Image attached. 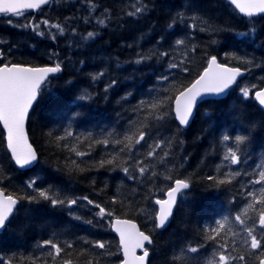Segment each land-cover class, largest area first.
I'll list each match as a JSON object with an SVG mask.
<instances>
[{"label": "trees", "instance_id": "trees-1", "mask_svg": "<svg viewBox=\"0 0 264 264\" xmlns=\"http://www.w3.org/2000/svg\"><path fill=\"white\" fill-rule=\"evenodd\" d=\"M137 8L142 11L130 15ZM56 24L63 33L51 27ZM0 53V65L63 68L42 87L30 114L28 131L39 154L34 167L17 168L0 124V187L20 199L0 233L2 264H120L114 217L133 219L152 236L148 264H218L220 254L230 264L264 258V248L245 243L243 230L254 228L264 242L258 227L264 206L248 195L258 201L264 187L251 183L264 171V109L253 96L264 86V15L241 16L227 0H54L38 13L0 15ZM212 56L249 74L228 96L204 100L184 129L174 118V97ZM237 135L245 139L237 143ZM229 148L238 165L224 159ZM177 179L189 187L170 225L159 230L155 201ZM30 181L54 198L79 203L69 209L39 197L30 201L37 195ZM95 205L111 217L101 218ZM216 221L225 224L219 236ZM46 240L61 248L59 255L41 246Z\"/></svg>", "mask_w": 264, "mask_h": 264}, {"label": "snow or ice", "instance_id": "snow-or-ice-1", "mask_svg": "<svg viewBox=\"0 0 264 264\" xmlns=\"http://www.w3.org/2000/svg\"><path fill=\"white\" fill-rule=\"evenodd\" d=\"M240 13L246 16H254L256 14H264V0H230ZM48 3V0H0V14H12L16 17L24 15V10L39 9L42 5ZM141 8H137L134 13L130 15H136L141 12ZM104 20H100V24H104ZM11 23V21H9ZM45 24L48 22L45 21ZM27 26V25H26ZM35 27V26H33ZM60 33L64 32L59 24L51 25ZM42 34V33H41ZM88 37H93L94 33L89 32ZM53 39L55 37L53 36ZM177 44H182L183 41L177 40ZM164 55H167L164 53ZM2 56V53H0ZM144 57L141 56V60ZM139 62V61H138ZM170 67L176 68L177 64H172ZM187 69H185L186 71ZM61 71L60 63H56L54 66H45L33 68L30 66H23L19 64H3L0 66V122H2L4 129L7 130V148L10 150V156L14 163L21 168L32 166L38 159L36 152L32 149L31 145L27 141L25 135L24 125L25 120L28 115L29 109L33 106L34 102L38 99V94L40 93L42 86L45 84L46 78L49 74H55ZM242 74L240 68H229L225 65L219 64L217 58L212 56L208 60V65L204 69L202 75L199 76L190 87L185 88L180 91L177 96L174 97V118L178 121L179 125L186 126L194 111V107L200 102L206 94L223 95L227 92L231 86L236 82L238 76ZM164 79H167L165 77ZM115 81H113V84ZM255 87V86H253ZM241 93L244 97H249L250 89L245 87L242 88ZM255 98L259 101L261 105H264V88L255 92ZM153 108L157 107L156 104L151 105ZM72 135V133H68ZM145 138V134L142 132L139 139L136 141L137 144L140 143ZM129 141L131 137H128ZM223 139L227 141L228 136H224ZM245 139L242 135H237L235 141L237 143ZM103 143L107 144L108 141L105 140ZM119 143V142H118ZM161 145L157 144L156 148H160ZM77 155L83 156L85 153H77ZM153 155L152 152L149 156ZM226 161L230 162V165H238L240 158L237 156L236 152L231 148L228 149V155L224 157ZM107 163H112V161H107ZM125 172L129 169L125 168ZM146 168L140 167L139 172L143 174ZM35 181H30L27 187L32 188L36 192V196L26 197L30 201H36L37 198H42L48 201L53 207H64L67 206L71 209L73 206H77L78 199H60L54 198L49 194L47 190L36 189L34 187ZM253 185H264V171L259 172V178L251 181ZM189 187L188 183L184 180L177 179L175 181V186L170 188L167 192V199L156 200L155 203L159 206V210L156 216V226L163 227L168 221L172 214L173 206L176 203L177 193L182 189H187ZM249 196L253 198V204L258 203L264 206V187L260 188V199L257 201L255 193L249 192ZM87 204L91 205L94 202L89 200L87 197L82 198ZM18 200L13 198L11 195H5L3 190L0 189V229H3L6 223L9 221L11 215L14 212ZM253 204H249V208L253 207ZM99 209V216L101 218L106 215L111 217V213L106 212L103 207L95 205ZM247 211V209H246ZM225 221L228 217L224 218ZM234 220L241 226H245V221L241 219L239 215L234 217ZM218 227L213 229L216 236L224 230L225 224L216 221ZM113 227L115 231L119 233L120 243L123 251V264H146V259L149 255L147 249L145 248V242L151 243L150 237L140 232L136 225L131 221L116 219ZM258 227L264 230V210L259 214ZM249 239L245 240V243L253 250H258L264 248V242L258 240L254 234V228H243ZM215 238V237H210ZM51 246L57 255L61 252V248L53 244L51 240H46L41 245ZM95 246L104 249L105 244L102 242H95ZM143 249L142 255H137L136 250ZM192 252H196L197 249L192 248ZM235 259V258H233ZM240 261H244V257H239ZM2 264V262H0ZM209 264H214L210 261ZM218 264H230V259L224 254H220L218 258ZM259 264H264V259H261Z\"/></svg>", "mask_w": 264, "mask_h": 264}, {"label": "water", "instance_id": "water-1", "mask_svg": "<svg viewBox=\"0 0 264 264\" xmlns=\"http://www.w3.org/2000/svg\"><path fill=\"white\" fill-rule=\"evenodd\" d=\"M228 1L230 2V0H228ZM51 2H52V0H48V3L45 4V5H42L39 9H30V10H24V11H34V12H38L41 8H44V7L48 6ZM230 3H231V2H230ZM235 8H236V7H235ZM236 9H237V8H236ZM243 15H245V14H243ZM256 15H261V14H256ZM254 16H255V15H254ZM217 62H218L219 64L225 65V66H227V67H229V68H237V67H234V66H230V65H227V64H223V63H221V62L218 60V58H217ZM19 65H23V64H19ZM23 66H29V65H23ZM45 66H54V65H42V66H30V67L38 68V67H45ZM238 68H240V67H238ZM240 69H241L242 74H241L240 76L237 77L236 82L231 86V88H230L227 92H225L223 95H215V94H206V95H204L203 98L200 100V102L194 107V111H193L192 116H191V118H190V120H189V123H188L186 126H184V125H181V126H182L183 128H186V129L189 128V126L192 124V122H193V120H194V118H195V116H196V114H197V109H198L199 105H200L205 99H208V98H216V99H220V98H224V97H226V96L229 94V92L232 90V88H233V87H234V86H235V85H236V84L242 79V77H244V76H246V75L248 74V72H247L245 69H242V68H240ZM61 70H62V66H61ZM60 72H61V71H60ZM60 72L55 73V74H49V76L46 78L45 84L47 83V81H48L51 77H53V76L59 74ZM203 72H204V71H203ZM203 72H202L200 75H202ZM198 78H199V77H198ZM198 78H197V79H198ZM197 79H196V80H197ZM194 82H195V81H194ZM194 82H193V83H194ZM43 86H44V85H43ZM43 86H42V87H43ZM190 86H191V85H189L188 87H190ZM258 91H259V90H258ZM39 96H40V93L38 94V99H39ZM254 97H255V94H254ZM38 99L34 102L33 106L29 109L28 115H27L26 120H25V125H24V130H25V135H26V137H27V141H28V143L31 145L32 149L36 152L38 159H37V161H36L32 166H29V167L21 168L20 166L16 165V166H17L18 168H20V169H29V168H32V167L35 166V165L37 164V162L39 161V154H38V151H37L35 145L33 144V142L31 141V139H30V135H29V132H28V121H29V116H30V113H31V111H32V109H33V107H34V105H35L36 102L38 101ZM255 99H256V98H255ZM256 101L259 103V101H258L257 99H256ZM259 104H260V103H259ZM260 105H261V104H260ZM261 107L264 109V105H261ZM0 124H1V126H2V128H3V130L5 131L6 145H7V130L4 129L2 122H0ZM8 151L10 152L9 149H8ZM174 186H175V184H174ZM174 186H173V187H174ZM0 189H1V188H0ZM183 190H184V189H182L179 193H177V199H176V203H175V205L173 206L172 214H171V216L169 217L168 221L166 222L165 226H163V227H158L159 229L164 230V229H166V228L170 225V223H171V221H172V219H173V215H174L175 209H176L177 204H178L179 196H180V194H181V192H182ZM3 192H4L5 195H7L6 192H5L4 190H3ZM13 198H15V199L18 200V204L20 203V200H19L18 198L14 197V196H13ZM167 198H168V197H167V193H166V197H165L164 199H167ZM164 199H161V200H164ZM18 204L16 205L15 209L17 208ZM15 209H14V211H15ZM158 210H159V206H158ZM13 214H14V212H13ZM13 214H12V215H13ZM12 215H11V217H12ZM11 217H10V218H11ZM116 219H117V218H115V219L112 221V230H113V232L116 234V236L118 237L119 242H120L119 233H117V232L115 231V228L113 227L114 222H115ZM118 219H120V220H126V221H131L132 223H134V224L136 225L137 229H138L140 232H143L145 235H148V236L150 237L151 243H149V242H145V248H146V249H147L148 245L152 244V242H153L152 237H151L149 234H147L146 232H144V231L141 229V227H140V225L138 224V222H136V221H134V220H131V219H127V218H118ZM9 220H10V219H9ZM8 222H9V221H8ZM8 222H7V223H8ZM7 223H6V225H7ZM6 225H5V227H6ZM5 227H4L3 229H0V232L3 231V230L5 229ZM120 245H121V243H120ZM121 249H122V246H121ZM147 251H148V253L150 254V252H149L148 249H147ZM122 252H123V251H122ZM136 254H137V255H142V254H143V249H137V250H136ZM123 259H124V257H123ZM148 262H149V255H148L147 259H146V264H148ZM121 264H123V261H122Z\"/></svg>", "mask_w": 264, "mask_h": 264}]
</instances>
